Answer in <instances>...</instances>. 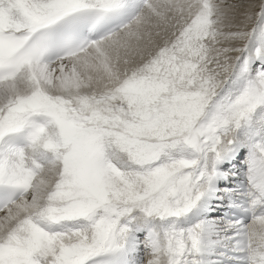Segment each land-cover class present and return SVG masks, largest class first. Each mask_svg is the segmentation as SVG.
<instances>
[{
    "label": "snow or ice",
    "instance_id": "obj_1",
    "mask_svg": "<svg viewBox=\"0 0 264 264\" xmlns=\"http://www.w3.org/2000/svg\"><path fill=\"white\" fill-rule=\"evenodd\" d=\"M0 0V264H264V0Z\"/></svg>",
    "mask_w": 264,
    "mask_h": 264
},
{
    "label": "bare ground",
    "instance_id": "obj_2",
    "mask_svg": "<svg viewBox=\"0 0 264 264\" xmlns=\"http://www.w3.org/2000/svg\"><path fill=\"white\" fill-rule=\"evenodd\" d=\"M226 2L228 4L239 5L240 6L239 11L240 12H243L245 9H248L249 6H255V7L251 8V10L253 12H255L258 10V6L260 4V0H226ZM0 215H3V213H0Z\"/></svg>",
    "mask_w": 264,
    "mask_h": 264
}]
</instances>
